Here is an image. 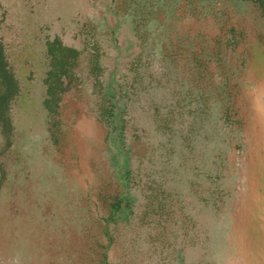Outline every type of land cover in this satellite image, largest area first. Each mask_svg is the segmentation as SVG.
Wrapping results in <instances>:
<instances>
[{
    "label": "rangeland",
    "instance_id": "obj_1",
    "mask_svg": "<svg viewBox=\"0 0 264 264\" xmlns=\"http://www.w3.org/2000/svg\"><path fill=\"white\" fill-rule=\"evenodd\" d=\"M0 45V264H264V0H0Z\"/></svg>",
    "mask_w": 264,
    "mask_h": 264
},
{
    "label": "trees",
    "instance_id": "obj_2",
    "mask_svg": "<svg viewBox=\"0 0 264 264\" xmlns=\"http://www.w3.org/2000/svg\"><path fill=\"white\" fill-rule=\"evenodd\" d=\"M2 56H3V50H2V46L0 45V61H2V62H0V77H2L7 82H13L14 85H16V82H15V80L13 78L12 73H10L8 70H6L4 68V62H3V57ZM14 85L10 84V86L7 89L8 90H11L13 92L16 91V87L17 86L15 87Z\"/></svg>",
    "mask_w": 264,
    "mask_h": 264
}]
</instances>
